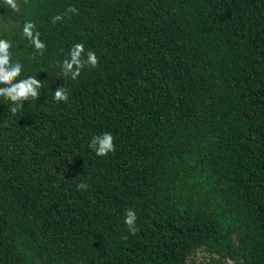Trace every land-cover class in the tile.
<instances>
[{
  "label": "trees",
  "instance_id": "1",
  "mask_svg": "<svg viewBox=\"0 0 264 264\" xmlns=\"http://www.w3.org/2000/svg\"><path fill=\"white\" fill-rule=\"evenodd\" d=\"M3 2L17 79L43 88L0 101V264H264V0ZM77 43L97 65L73 81Z\"/></svg>",
  "mask_w": 264,
  "mask_h": 264
},
{
  "label": "clouds",
  "instance_id": "2",
  "mask_svg": "<svg viewBox=\"0 0 264 264\" xmlns=\"http://www.w3.org/2000/svg\"><path fill=\"white\" fill-rule=\"evenodd\" d=\"M9 8L15 9L14 0H5ZM69 12L75 13V8H69ZM61 19L60 15L53 17V22ZM23 34L29 38L31 44L37 50H42L45 45L39 39V33L31 21H26L23 25ZM12 45L9 41L0 39V101L5 98L11 102L10 111L14 114L18 109L23 107L25 101L29 98L36 99L41 95L40 89L43 84L35 76H27L17 79L21 76L22 65L19 62H13L10 54ZM97 65V56L93 51H85L82 44H75L69 52V58L61 62L63 75L75 81L81 74L85 66L95 67ZM68 90L62 86L53 92L55 101H64L68 99ZM88 148L96 156L103 157L115 150L114 137L110 132H102L93 135L89 142ZM87 184L80 182L77 184L78 190L86 189ZM136 213L129 208L124 213L123 223L128 227L130 232H135Z\"/></svg>",
  "mask_w": 264,
  "mask_h": 264
},
{
  "label": "rangeland",
  "instance_id": "3",
  "mask_svg": "<svg viewBox=\"0 0 264 264\" xmlns=\"http://www.w3.org/2000/svg\"><path fill=\"white\" fill-rule=\"evenodd\" d=\"M14 3H15V11H18L19 10V8H20V0H14ZM3 8H9L8 6H7V4L5 3V0H4V2H3ZM9 9H12V8H9ZM207 255L203 252V251H201V252H199L196 256H195V264H203L204 262H206L207 261ZM37 264H39V263H37Z\"/></svg>",
  "mask_w": 264,
  "mask_h": 264
}]
</instances>
